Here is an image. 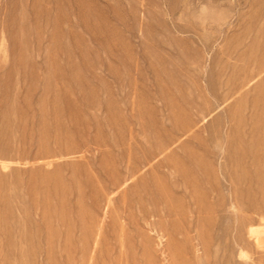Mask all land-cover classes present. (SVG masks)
<instances>
[{"label":"rangeland","instance_id":"rangeland-1","mask_svg":"<svg viewBox=\"0 0 264 264\" xmlns=\"http://www.w3.org/2000/svg\"><path fill=\"white\" fill-rule=\"evenodd\" d=\"M0 264H264V0H0Z\"/></svg>","mask_w":264,"mask_h":264}]
</instances>
